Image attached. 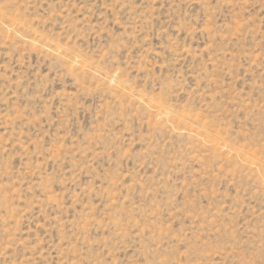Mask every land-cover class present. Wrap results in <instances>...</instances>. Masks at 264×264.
<instances>
[{
  "label": "rangeland",
  "instance_id": "obj_1",
  "mask_svg": "<svg viewBox=\"0 0 264 264\" xmlns=\"http://www.w3.org/2000/svg\"><path fill=\"white\" fill-rule=\"evenodd\" d=\"M0 264H264V0H0Z\"/></svg>",
  "mask_w": 264,
  "mask_h": 264
}]
</instances>
